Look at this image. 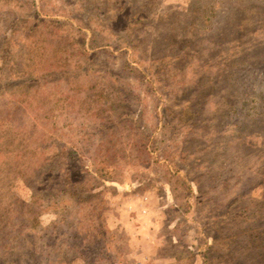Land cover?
I'll return each mask as SVG.
<instances>
[{
  "label": "rangeland",
  "instance_id": "obj_1",
  "mask_svg": "<svg viewBox=\"0 0 264 264\" xmlns=\"http://www.w3.org/2000/svg\"><path fill=\"white\" fill-rule=\"evenodd\" d=\"M0 264H264V0H0Z\"/></svg>",
  "mask_w": 264,
  "mask_h": 264
}]
</instances>
